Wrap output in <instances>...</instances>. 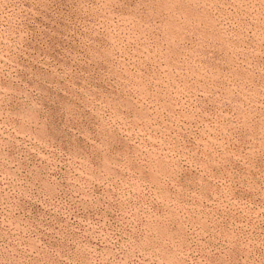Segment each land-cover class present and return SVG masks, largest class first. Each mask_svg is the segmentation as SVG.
<instances>
[{"label":"rangeland","instance_id":"obj_1","mask_svg":"<svg viewBox=\"0 0 264 264\" xmlns=\"http://www.w3.org/2000/svg\"><path fill=\"white\" fill-rule=\"evenodd\" d=\"M0 264H264V0H0Z\"/></svg>","mask_w":264,"mask_h":264},{"label":"bare ground","instance_id":"obj_2","mask_svg":"<svg viewBox=\"0 0 264 264\" xmlns=\"http://www.w3.org/2000/svg\"><path fill=\"white\" fill-rule=\"evenodd\" d=\"M174 34H175V32H174ZM176 36V35H175ZM196 74V73H195ZM201 75V74H200ZM200 75H198V76H200ZM197 77V76H196ZM202 77V79H203V76H201ZM199 78V77H198ZM201 79V78H200ZM200 79H198L199 81H200ZM206 79V78H205ZM203 81H205V80H203ZM206 82H208L207 80H206ZM147 98V97H146ZM145 98V99H146ZM139 99V98H138ZM142 99V98H141ZM149 99V98H148ZM146 101V100H145ZM140 102V101H139ZM143 102V101H142ZM148 102V101H147ZM140 104V103H139ZM143 104V103H142ZM141 105V104H140ZM143 105H145V103L143 104ZM143 107V106H142ZM165 157H167V156H165ZM165 159V158H164ZM166 166V165H165ZM164 166V167H165ZM161 169V168H160ZM165 169V168H164ZM158 170V169H157ZM159 171V170H158ZM161 171V170H160ZM157 172V171H156ZM163 172V171H162ZM165 172V171H164ZM153 173V172H152ZM160 173V172H159ZM158 176V175H157ZM153 178H154V174H153V176H152ZM161 177V176H160ZM159 177V178H160ZM163 177V176H162ZM157 178V177H156ZM160 180V179H159ZM154 181H155V179H154ZM159 182V181H158ZM165 203V202H164ZM172 218V217H171ZM177 219V218H176ZM208 220V219H207ZM204 224H205V222H203ZM157 224H159V223H157ZM207 224V223H206ZM204 228V227H203ZM205 228H206V226H205Z\"/></svg>","mask_w":264,"mask_h":264}]
</instances>
